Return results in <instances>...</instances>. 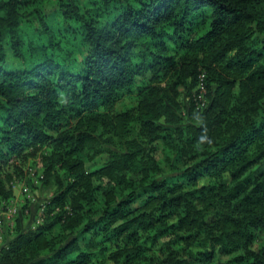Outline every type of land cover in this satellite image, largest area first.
<instances>
[{
    "label": "trees",
    "instance_id": "obj_1",
    "mask_svg": "<svg viewBox=\"0 0 264 264\" xmlns=\"http://www.w3.org/2000/svg\"><path fill=\"white\" fill-rule=\"evenodd\" d=\"M48 3L0 0V200L40 156L61 212L0 264H264V0Z\"/></svg>",
    "mask_w": 264,
    "mask_h": 264
},
{
    "label": "rangeland",
    "instance_id": "obj_2",
    "mask_svg": "<svg viewBox=\"0 0 264 264\" xmlns=\"http://www.w3.org/2000/svg\"><path fill=\"white\" fill-rule=\"evenodd\" d=\"M55 2L56 0H50V3L46 5L50 9L48 18L55 16L53 10ZM7 59L9 67L16 66L17 62L13 61L10 53H8ZM184 91V86H180V100L187 103L188 96H186ZM129 102H131L130 99L125 100V103ZM121 105H119V108ZM104 155V153L98 154L92 162L86 163V168L89 169L92 164L104 162ZM39 158L40 156L21 160V157H15L11 160V166L8 167V171L12 177L8 182V186L11 188L12 194L10 197L0 200V219L3 224L0 232V248L6 246L17 231H24L28 228L34 229L51 216L61 212L59 206L53 207L49 205L53 197L54 188L50 184H43V177H41L43 176L41 174L43 166L40 164L41 159ZM261 167L264 168V164ZM30 168L31 173L29 174ZM33 171L35 176L34 174L32 175ZM202 181H205V179ZM25 186L27 187L26 192L23 191ZM263 239V234H256L252 248H261Z\"/></svg>",
    "mask_w": 264,
    "mask_h": 264
},
{
    "label": "built area",
    "instance_id": "obj_3",
    "mask_svg": "<svg viewBox=\"0 0 264 264\" xmlns=\"http://www.w3.org/2000/svg\"><path fill=\"white\" fill-rule=\"evenodd\" d=\"M202 77H203V75L201 74V79H202ZM31 173V168L29 169V174ZM34 174V171H33V173H32V175ZM34 176H35V174H34ZM42 177V176H41ZM37 178V177H36ZM37 181H38V179H37ZM23 191L24 192H26L27 191V187L25 186L24 188H23ZM2 226H3V224H2V221H1V219H0V232H1V228H2Z\"/></svg>",
    "mask_w": 264,
    "mask_h": 264
}]
</instances>
